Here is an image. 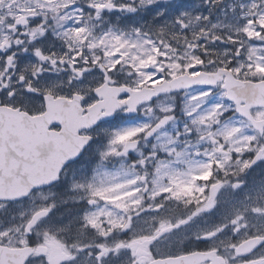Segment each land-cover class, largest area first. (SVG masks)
Segmentation results:
<instances>
[{"label": "snow or ice", "instance_id": "obj_1", "mask_svg": "<svg viewBox=\"0 0 264 264\" xmlns=\"http://www.w3.org/2000/svg\"><path fill=\"white\" fill-rule=\"evenodd\" d=\"M0 264H264V0H0Z\"/></svg>", "mask_w": 264, "mask_h": 264}]
</instances>
